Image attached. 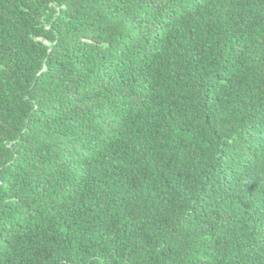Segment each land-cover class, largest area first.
Segmentation results:
<instances>
[{
  "label": "trees",
  "instance_id": "trees-1",
  "mask_svg": "<svg viewBox=\"0 0 264 264\" xmlns=\"http://www.w3.org/2000/svg\"><path fill=\"white\" fill-rule=\"evenodd\" d=\"M0 264H264V0H0Z\"/></svg>",
  "mask_w": 264,
  "mask_h": 264
}]
</instances>
